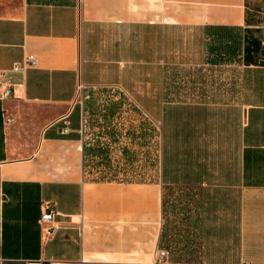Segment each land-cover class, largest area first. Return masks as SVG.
I'll return each instance as SVG.
<instances>
[{
  "label": "crops",
  "instance_id": "1",
  "mask_svg": "<svg viewBox=\"0 0 264 264\" xmlns=\"http://www.w3.org/2000/svg\"><path fill=\"white\" fill-rule=\"evenodd\" d=\"M29 56L0 99V264H264V0H0V71ZM78 88L125 94L170 178L88 180Z\"/></svg>",
  "mask_w": 264,
  "mask_h": 264
},
{
  "label": "rangeland",
  "instance_id": "2",
  "mask_svg": "<svg viewBox=\"0 0 264 264\" xmlns=\"http://www.w3.org/2000/svg\"><path fill=\"white\" fill-rule=\"evenodd\" d=\"M229 76L236 80L237 73ZM75 99L84 115L88 180L148 183L164 174L170 178L171 151H162L160 131L125 94L116 88H78Z\"/></svg>",
  "mask_w": 264,
  "mask_h": 264
},
{
  "label": "built area",
  "instance_id": "3",
  "mask_svg": "<svg viewBox=\"0 0 264 264\" xmlns=\"http://www.w3.org/2000/svg\"><path fill=\"white\" fill-rule=\"evenodd\" d=\"M36 66V60L29 56L23 60V62H15L9 70L0 71V99L6 100L8 98L13 97L14 89L10 82V77L12 74H24L28 68H32ZM12 120L10 118H6V122L10 123ZM68 128L63 130V133H68ZM56 212L51 209L50 207L46 206L44 211L40 216V224L41 225H48L52 222L53 216ZM53 228H49L46 231L47 235H51L53 233ZM162 259L166 260L168 258L167 251H160L158 254ZM82 264H90V263H82Z\"/></svg>",
  "mask_w": 264,
  "mask_h": 264
}]
</instances>
